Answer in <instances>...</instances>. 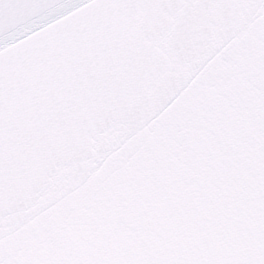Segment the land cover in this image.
Instances as JSON below:
<instances>
[{"label": "snow or ice", "instance_id": "6c2138e0", "mask_svg": "<svg viewBox=\"0 0 264 264\" xmlns=\"http://www.w3.org/2000/svg\"><path fill=\"white\" fill-rule=\"evenodd\" d=\"M0 264H264V0H0Z\"/></svg>", "mask_w": 264, "mask_h": 264}]
</instances>
